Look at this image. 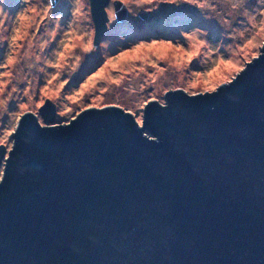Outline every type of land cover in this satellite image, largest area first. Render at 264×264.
I'll list each match as a JSON object with an SVG mask.
<instances>
[{"label":"water","instance_id":"1","mask_svg":"<svg viewBox=\"0 0 264 264\" xmlns=\"http://www.w3.org/2000/svg\"><path fill=\"white\" fill-rule=\"evenodd\" d=\"M88 1L97 47L109 0ZM38 114L0 145V264H264V44L214 91L149 102L141 125L116 106Z\"/></svg>","mask_w":264,"mask_h":264},{"label":"rangeland","instance_id":"2","mask_svg":"<svg viewBox=\"0 0 264 264\" xmlns=\"http://www.w3.org/2000/svg\"><path fill=\"white\" fill-rule=\"evenodd\" d=\"M113 1L94 47L88 0H0V145L7 153L23 115L43 125L38 109L46 101L55 106V125L106 106L141 125L149 102L163 105L177 89L214 91L264 44V0H117L128 12L122 22Z\"/></svg>","mask_w":264,"mask_h":264}]
</instances>
